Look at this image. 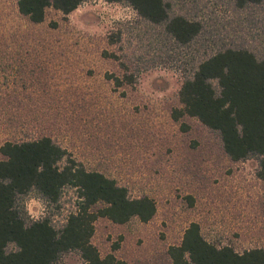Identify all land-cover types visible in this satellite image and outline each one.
Returning <instances> with one entry per match:
<instances>
[{"label": "rangeland", "instance_id": "1", "mask_svg": "<svg viewBox=\"0 0 264 264\" xmlns=\"http://www.w3.org/2000/svg\"><path fill=\"white\" fill-rule=\"evenodd\" d=\"M167 1L176 13L204 22L210 42L163 47L132 8L104 0L69 15L49 9L38 25L18 14L15 0H0V147L50 136L88 170L128 187L131 197L154 199L157 214L148 223L100 218L95 224L92 242L101 256L112 254L123 264H172L169 249L194 222L217 245L238 252L264 248L258 161H232L200 121L172 116L181 108L183 74L194 57L233 41L264 54V3L237 9L232 0ZM120 34L122 42L112 45ZM114 53L123 61L144 58L130 63L141 70L134 84L116 88L109 79L123 74ZM77 202L68 188L59 209L34 193L24 205L31 218L53 216L61 226ZM61 263L83 260L69 252Z\"/></svg>", "mask_w": 264, "mask_h": 264}, {"label": "trees", "instance_id": "2", "mask_svg": "<svg viewBox=\"0 0 264 264\" xmlns=\"http://www.w3.org/2000/svg\"><path fill=\"white\" fill-rule=\"evenodd\" d=\"M94 0H15L18 14L31 24L46 20L54 9L69 15ZM132 8L154 31L163 47L189 48L206 38L204 22L176 13L167 0H104ZM243 9L264 0H232ZM122 34V31L120 30ZM112 45L122 42V35ZM219 42L214 52L192 59L185 70L179 91L181 108L173 111L176 121L195 118L220 138L226 155L234 162L258 161L257 176L264 180V54L244 42ZM119 62L122 76L109 79L116 88L134 84L130 63L141 55L127 56ZM135 57V58H134ZM138 76V75H137ZM74 189L77 208L65 223L57 226L53 216L33 219L24 205L34 193L47 207H61L64 191ZM157 214L154 199L131 197L128 187L100 171H90L50 136L5 141L0 147V264H62L69 252L80 254L83 264H123L114 255L102 257L93 244L100 218L124 225L138 219L148 223ZM172 264H264V248L238 252L230 245L208 241L199 223L185 231L180 245L169 249Z\"/></svg>", "mask_w": 264, "mask_h": 264}]
</instances>
